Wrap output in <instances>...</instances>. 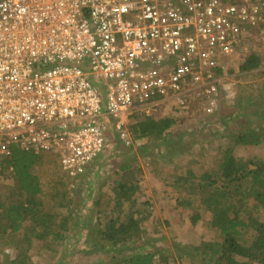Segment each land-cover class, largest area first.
Instances as JSON below:
<instances>
[{
    "label": "built area",
    "instance_id": "obj_1",
    "mask_svg": "<svg viewBox=\"0 0 264 264\" xmlns=\"http://www.w3.org/2000/svg\"><path fill=\"white\" fill-rule=\"evenodd\" d=\"M263 11V0H0V172L14 149L52 152L73 190L111 131L131 144L134 114L170 103L213 114L228 64L264 46Z\"/></svg>",
    "mask_w": 264,
    "mask_h": 264
},
{
    "label": "trees",
    "instance_id": "obj_2",
    "mask_svg": "<svg viewBox=\"0 0 264 264\" xmlns=\"http://www.w3.org/2000/svg\"><path fill=\"white\" fill-rule=\"evenodd\" d=\"M261 62L259 52H254L242 63L241 70H259ZM253 90L258 105L260 101L264 107V85L257 83ZM191 106L178 112L188 114L192 109H198L196 104ZM218 109L221 113V108ZM142 115L144 117L138 118L132 128L138 138H151L158 147L173 145L170 135L176 124L173 118L155 120ZM224 118L220 116V121ZM188 134L194 135L193 132ZM260 135L256 128L241 130L233 137V142L227 141L217 150L221 157L216 160L215 169L198 176L193 169L177 167L170 178L174 187L186 193L196 181L200 203L211 212L210 227L219 232L222 240L194 249L202 251L204 259H211L210 264H264V162L234 155L237 146H262ZM183 136L182 133L178 135ZM4 166L5 170L0 172V180L4 178L0 184V244L16 253L10 264L51 263L59 248L64 246L67 234L77 228L70 221L73 190L69 189L71 182L60 157L47 151L14 149L11 160ZM138 183L137 176L126 177L115 183L113 195L99 192L100 197L94 204L97 214H102L104 219L88 226L87 246L114 252L149 238L151 231L144 224L147 220L144 204H140L137 197ZM124 208L126 213L114 215L115 211ZM63 209L67 211L66 215ZM198 218L199 215L194 222ZM249 232L251 239L245 236ZM33 248L36 261L31 254ZM159 252L130 253L117 264H155ZM161 257L168 263V257Z\"/></svg>",
    "mask_w": 264,
    "mask_h": 264
},
{
    "label": "rangeland",
    "instance_id": "obj_3",
    "mask_svg": "<svg viewBox=\"0 0 264 264\" xmlns=\"http://www.w3.org/2000/svg\"><path fill=\"white\" fill-rule=\"evenodd\" d=\"M256 50H260L254 52H259L262 61L259 70L243 72L241 66L247 58L228 64L224 74L226 90L222 91L220 100L221 113L218 109L216 111L219 113L215 111L206 115L198 108L184 114L179 113L180 108L170 103L150 116L155 120L168 117L176 121L170 134L173 145L158 147L151 138H138L132 128L138 118L144 117L142 114H134L131 118L130 145L125 144L115 131L109 133L105 151L90 165L71 192L69 219L74 228H77L67 234L64 246L59 248L53 262L48 264H117L130 253L156 250L160 252L155 264L212 262L211 259H204L202 251L194 250L196 247L202 248L208 242L212 244L222 240L219 232L210 227L211 212L200 203L195 189L196 181L186 193L179 187V190L174 187L170 178L177 167L193 169L198 176L215 169V162L221 157V153L217 151L221 145L227 141L233 142L236 134L248 128H256L261 133L262 146H237L234 155L237 158H254L264 162V107L260 101L259 106L253 96L256 94L253 85H264V46L259 45ZM257 113L260 114L259 117ZM244 114L246 116L243 117ZM220 116L225 118L220 121ZM189 132L194 135L188 134ZM180 133L184 136L178 137ZM133 176L139 179L140 190L137 197L140 204H144V215L147 217L144 224L151 231L149 238L134 246L121 248L120 251L113 250L114 252L98 251L87 246L88 226L100 218L104 219L102 214H97L94 204L100 197L99 192L113 195L117 181ZM62 211L66 215V209ZM122 211L126 213L127 210L119 209L114 215L121 214ZM197 215L199 218L194 222ZM245 236L251 239L252 233ZM34 252L36 250L33 248L31 254ZM15 255L12 249H4L0 244V264H10ZM33 255L36 261L35 254ZM162 255L169 258L168 263L160 259Z\"/></svg>",
    "mask_w": 264,
    "mask_h": 264
},
{
    "label": "crops",
    "instance_id": "obj_4",
    "mask_svg": "<svg viewBox=\"0 0 264 264\" xmlns=\"http://www.w3.org/2000/svg\"><path fill=\"white\" fill-rule=\"evenodd\" d=\"M155 113H157V112H155ZM155 113H154V114H155ZM154 114H153V115H154Z\"/></svg>",
    "mask_w": 264,
    "mask_h": 264
}]
</instances>
